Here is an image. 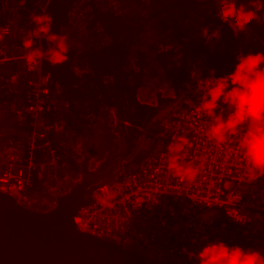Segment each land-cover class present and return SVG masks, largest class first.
I'll return each mask as SVG.
<instances>
[{"label": "trees", "instance_id": "obj_1", "mask_svg": "<svg viewBox=\"0 0 264 264\" xmlns=\"http://www.w3.org/2000/svg\"><path fill=\"white\" fill-rule=\"evenodd\" d=\"M18 1L7 5L19 7ZM27 7L37 12L31 25L39 37H26L29 26L25 34L18 31L0 41L18 55L41 51V73H49L42 129L58 164L70 152L60 144L64 135L82 144L87 138L89 153H103L99 163L84 162L87 183L116 170L119 159L130 154L124 170H136L151 151L150 132L184 100L203 96L223 103L234 95L236 107L262 121L257 109L264 105V89L257 82L264 84V0H25L19 9ZM23 66L22 58L0 60V105L6 118L16 117L15 130L29 136L34 125L26 111L27 93L39 72ZM146 82H166L171 92L154 89L151 99L145 98ZM107 114L110 122L94 136L91 126ZM150 121L141 136L139 127ZM97 139L106 147L101 153ZM29 141L23 145L25 160ZM43 142L34 139L31 155L37 164L48 153L40 147ZM259 152L264 153V137ZM39 184L35 178L33 191ZM220 250L215 264H236L247 247L234 242L220 244ZM214 252L210 248L208 256Z\"/></svg>", "mask_w": 264, "mask_h": 264}, {"label": "built area", "instance_id": "obj_2", "mask_svg": "<svg viewBox=\"0 0 264 264\" xmlns=\"http://www.w3.org/2000/svg\"><path fill=\"white\" fill-rule=\"evenodd\" d=\"M26 30L23 31V34ZM10 34L0 24V37ZM39 37L31 27L26 37ZM0 41V60L8 59ZM37 77L29 84L26 111L33 119L28 136L29 156L0 166V189L25 204L40 164L32 157L34 139L44 140L45 164L54 172L58 156L50 147L42 113L49 93V73H41V51L19 56ZM235 96L223 103L203 96L189 99L171 112L153 135L151 151L132 172L120 173L98 189L95 198L74 217L77 226L92 234L117 240L161 264H215L220 244L247 247L236 264H264V227L254 213H264V105L262 121L235 106ZM214 259H208L210 248ZM247 257V258H246ZM245 258L247 261L244 262Z\"/></svg>", "mask_w": 264, "mask_h": 264}, {"label": "water", "instance_id": "obj_3", "mask_svg": "<svg viewBox=\"0 0 264 264\" xmlns=\"http://www.w3.org/2000/svg\"><path fill=\"white\" fill-rule=\"evenodd\" d=\"M151 122L139 127L141 136L147 133ZM161 123L162 120L150 132L151 143ZM132 155L121 157L116 170L94 182H85L82 170L81 179L71 181L56 196L54 204L44 210L0 189V264H161L117 240L79 228L74 220L100 187L113 183L118 174L126 172L125 162Z\"/></svg>", "mask_w": 264, "mask_h": 264}, {"label": "rangeland", "instance_id": "obj_4", "mask_svg": "<svg viewBox=\"0 0 264 264\" xmlns=\"http://www.w3.org/2000/svg\"><path fill=\"white\" fill-rule=\"evenodd\" d=\"M22 4H25V0L18 1L19 7ZM19 7H14L12 5L10 8L7 5V0H0V21L3 17L5 19V20L3 19L4 21L0 22V24L7 23V22L9 23L10 36L12 37L16 33L18 35V31L23 32L26 30L27 27L29 26L32 27L31 24L37 17V12L34 11V7L33 8L27 7L23 9H19ZM71 42L75 43L77 41L73 40ZM13 49L12 47H9V50H7V52H10V57L16 56L15 54H12ZM14 50H17V49H14ZM260 67H261L260 75L264 76V63H262ZM262 81H264L263 78H262ZM257 83H260V89H264V84H262L260 80ZM154 89L161 90L162 92L164 91V94L171 92L169 88L166 86V82L161 83V84L156 83V85L152 82H146V84L143 87V90L141 91V96L151 99V95H152L151 90H154ZM187 100H184V102ZM12 108L14 109V107ZM4 109L5 107H3V105H0V166L6 161L4 157L5 155L14 156L17 161L23 160L24 159L23 155L25 153L23 145L24 143L28 142V139H29L28 136H26L24 133H20L21 131L19 128H17L18 129L17 131L15 130V126H12V125L17 124L16 117L13 115L14 117L12 119L6 118V116L3 113ZM13 109L11 110L13 111ZM111 117H112L111 114L110 116L107 114L105 120H102L100 118L98 119L99 123L94 124L96 125L95 128H93L94 125L91 126L94 136L98 137V134L100 133L99 129L103 127L105 123L107 122L109 123L111 119L110 120L108 119ZM1 127L3 129H1ZM61 128H62V125L59 123L58 125L59 132L61 131ZM13 135L16 136L14 140L11 139L12 138L11 136ZM62 136L63 135L58 134V137H62ZM63 137H64V140L63 142L61 140L60 144H62L63 147H67L68 149H70V152H68L69 155L67 156V158L64 161H62L60 164H58L54 172L50 170V167H51L50 165L46 166L44 156L42 159L38 161L41 164L40 166L41 169L38 168V171H37L38 175L41 177V181L39 184L40 188L38 189V195H42L43 192L50 193V191H52V193L59 192V194H62L64 190H66L69 187V183L71 181L76 180L77 182L81 179L80 174L83 168L85 167L84 162L86 163L87 161L96 162V161L101 160V155L103 153L93 155L88 152V146L90 142L89 139L85 138V140H88L87 144H84V143L82 144L79 138H76L74 141H72L69 135H64ZM95 147L97 148L98 153H101L103 149L106 148V147H103V141L100 139H97ZM65 172H68V174L66 175ZM66 183L67 185L62 186ZM32 197L33 196H29V198H32ZM34 203H37L39 206H43L45 204L41 202L40 198L37 202H34ZM30 205L33 207L38 206L36 204L33 205V203ZM37 208H40V207H37ZM214 255H216L215 252L211 254L208 257V259L209 260L214 259L213 258ZM242 258H244V256ZM246 258L244 262L247 261Z\"/></svg>", "mask_w": 264, "mask_h": 264}, {"label": "crops", "instance_id": "obj_5", "mask_svg": "<svg viewBox=\"0 0 264 264\" xmlns=\"http://www.w3.org/2000/svg\"><path fill=\"white\" fill-rule=\"evenodd\" d=\"M12 54L18 55L19 52L17 50L16 51L13 50ZM1 129H3V128L1 127ZM4 157H5L6 161L3 163V165L7 164L10 161L9 155H5ZM12 160H14L15 162H19V161L16 160V158L14 156H13ZM39 169H41L40 166H39ZM37 171H38V168L35 171V173L33 172V174H32V184H31V187L27 190V193L30 194L31 196H33L32 198H34L35 202H37L39 200V198H40L41 202L45 203V204L43 206H39L37 203H33V205L36 204L38 206H35V207H40L39 209L44 210V209H46L49 206L54 204V202H55V200L57 198L56 196L59 195V192L58 193H52V191H50V193L49 192L48 193H44L43 192L42 195H38V191L37 190L33 191V182H34L35 178H37L38 182L41 181V177L38 175ZM65 173H66V175L68 174V172H65ZM65 185H67V183L62 185V186H65ZM254 218H255V221L258 224H260V225H262L264 227V213H254Z\"/></svg>", "mask_w": 264, "mask_h": 264}]
</instances>
